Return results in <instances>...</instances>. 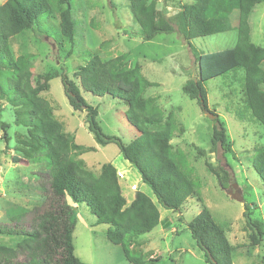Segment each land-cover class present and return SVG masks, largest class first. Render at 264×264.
I'll use <instances>...</instances> for the list:
<instances>
[{
	"label": "trees",
	"instance_id": "trees-1",
	"mask_svg": "<svg viewBox=\"0 0 264 264\" xmlns=\"http://www.w3.org/2000/svg\"><path fill=\"white\" fill-rule=\"evenodd\" d=\"M77 0H6L0 4V132L9 142V125L2 121L4 105L13 108L14 125L25 133L17 138L16 150L31 165L46 164L42 173L46 180L38 183L42 202L31 210L12 208L5 211L7 224H0V264H83L74 255L73 232L76 221L68 204H84L98 222L109 227L105 237L121 249L128 264H154L146 253L133 248L136 238L150 233L161 219L159 209L145 193L136 190L133 197L124 196L118 171L112 165L103 168L95 178L70 157L62 126L51 116V108L41 94L46 90L49 74L36 77L31 71V56L11 52V40L30 31L45 35L46 28H57L58 48L73 47L78 21L73 3ZM165 0H128V9L138 29L134 33L144 41L157 35L176 33L192 52L190 42L198 38L222 34L233 29L229 16L237 10L236 42L232 48L213 53L193 54L196 75L182 86L183 94L204 113L213 118L211 150L230 152L223 124L215 111L207 107L204 83L214 78L242 73L243 108L237 109L239 119L248 113L250 120L264 128V42L258 47L250 41L249 16L263 0H191L177 4L176 12L167 16L161 3ZM161 4V5H160ZM57 18L53 26L49 20ZM109 41L100 43L104 50ZM98 50L82 52L84 62L74 69L77 85L62 72L60 77L68 104L74 111H85V124L98 145L115 144L121 158L138 174L159 207L180 214L188 200L197 203L198 213L187 224L190 236L203 254L205 264H233V246L227 238L226 226L217 223L204 206L200 181L193 174L186 154L172 146L174 135L182 132L173 111L165 114L155 98L145 97L152 86L141 74L139 66L126 65V53L110 59L99 56ZM80 91L94 96H107L126 106L125 120L137 137L123 145L114 137L105 136L96 122V110L87 106ZM199 152V151H198ZM203 154V152H199ZM12 162L19 159L11 157ZM220 187L229 181L223 167L205 164ZM252 167L264 182V148L258 149ZM41 174V173H40ZM248 208L243 213L244 229L251 246L258 247L264 239V226L251 219Z\"/></svg>",
	"mask_w": 264,
	"mask_h": 264
},
{
	"label": "rangeland",
	"instance_id": "rangeland-1",
	"mask_svg": "<svg viewBox=\"0 0 264 264\" xmlns=\"http://www.w3.org/2000/svg\"><path fill=\"white\" fill-rule=\"evenodd\" d=\"M6 0H0V4ZM146 1V0H145ZM191 0H165L161 3L165 14L172 16L177 4H188ZM74 16L78 21L75 45L64 44L58 48L57 28H46L45 35L30 31L11 40V52L16 57L21 51L31 56V71L36 77L50 75L46 90L41 97L48 102L51 116L62 126L68 140L71 160L97 178L103 168L112 165L118 171L124 196L131 199L136 191L147 194L157 206L163 219L150 233L136 238L133 248L146 253L154 264H205L203 254L190 236L187 224L197 215L194 200L183 205L180 214L159 207L146 185L141 183L135 170L124 161L118 147L113 144L98 145L85 124V111H74L68 104L59 76L62 72L77 85L74 69L82 65V52L98 50L101 42L109 41L104 50H98L103 59L126 53V65L139 66L142 76L152 83L145 97L155 98L165 114L173 111L182 132L172 140L175 149H181L200 181V193L204 206L217 223L226 226L227 238L233 246V264H264V239L258 246H251L248 231L244 229L245 207L251 219L264 226V182L252 167L258 149L264 148V128L250 120L245 113L241 120L236 114L243 108L241 94L242 73L214 78L204 83L207 92V107L214 110L223 124L226 140L231 143L230 152L220 148L211 150L210 137L213 121L182 92V86L196 75L193 54L213 53L232 48L236 42L238 12L229 16L232 30L198 38L190 42L192 52L176 33L160 34L151 41H144L134 33L138 29L128 9V0H77L73 3ZM57 25V18L49 20ZM250 41L261 47L264 42V0L256 5L249 16ZM264 71V63L261 65ZM264 91V85L261 86ZM85 104L96 110V122L101 132L114 137L123 145L131 143L136 131L126 122V106L107 96L98 97L80 91ZM2 121L9 125V142L4 143L0 132V224H7L5 211L9 208L31 210L42 202L38 183L46 180L45 163L29 164L18 150L17 138L25 133L14 125L13 108L4 105ZM203 154H199V152ZM15 157L18 162H12ZM217 169L223 167L229 173V181L220 187L205 164ZM41 173V174H40ZM236 188L243 198L242 203L231 200L228 192ZM76 221L73 232L74 255L83 264H128L121 249L112 245L105 237L108 226L98 222L94 213L84 204H73L69 200ZM7 245V237H0Z\"/></svg>",
	"mask_w": 264,
	"mask_h": 264
},
{
	"label": "water",
	"instance_id": "water-1",
	"mask_svg": "<svg viewBox=\"0 0 264 264\" xmlns=\"http://www.w3.org/2000/svg\"><path fill=\"white\" fill-rule=\"evenodd\" d=\"M210 119H212L213 117L209 114V113H205ZM228 196L231 200L237 202V203H242L243 202V198L241 197V195L239 194L236 185H234V187H231L230 191L228 192Z\"/></svg>",
	"mask_w": 264,
	"mask_h": 264
},
{
	"label": "crops",
	"instance_id": "crops-1",
	"mask_svg": "<svg viewBox=\"0 0 264 264\" xmlns=\"http://www.w3.org/2000/svg\"><path fill=\"white\" fill-rule=\"evenodd\" d=\"M136 190H137V187H136Z\"/></svg>",
	"mask_w": 264,
	"mask_h": 264
}]
</instances>
